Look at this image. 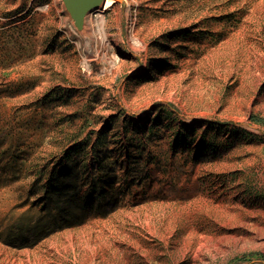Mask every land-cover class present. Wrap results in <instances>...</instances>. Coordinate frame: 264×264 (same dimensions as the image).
<instances>
[{
  "label": "rangeland",
  "instance_id": "374dc122",
  "mask_svg": "<svg viewBox=\"0 0 264 264\" xmlns=\"http://www.w3.org/2000/svg\"><path fill=\"white\" fill-rule=\"evenodd\" d=\"M117 6L0 0V264H264V0Z\"/></svg>",
  "mask_w": 264,
  "mask_h": 264
},
{
  "label": "water",
  "instance_id": "95a60500",
  "mask_svg": "<svg viewBox=\"0 0 264 264\" xmlns=\"http://www.w3.org/2000/svg\"><path fill=\"white\" fill-rule=\"evenodd\" d=\"M78 30H82L86 15L94 8H103L106 0H62Z\"/></svg>",
  "mask_w": 264,
  "mask_h": 264
},
{
  "label": "bare ground",
  "instance_id": "6f19581e",
  "mask_svg": "<svg viewBox=\"0 0 264 264\" xmlns=\"http://www.w3.org/2000/svg\"><path fill=\"white\" fill-rule=\"evenodd\" d=\"M117 2H121V0H106L105 5L103 6V8H94L93 10L98 9L100 11V20H99V24L101 29H105V16L104 13L108 12V11H112L114 14H116L119 11V7L117 6ZM86 18V17H85ZM85 22V21H84ZM98 24V25H99ZM99 27V28H100ZM236 191V190H235ZM228 195V194H227ZM233 196V195H232ZM222 204V203H221ZM230 204V203H229ZM167 230V229H166ZM169 230V229H168ZM152 232V231H151ZM173 232V231H172ZM170 231H166V234H169ZM199 236V235H198ZM167 237V236H166ZM204 238V237H203ZM163 239V238H162ZM202 239V238H201ZM168 240V239H167ZM203 242V241H202ZM206 244H202L196 251H195V255H194V260H196L198 257H200V252L202 251L203 248H206ZM202 253V252H201Z\"/></svg>",
  "mask_w": 264,
  "mask_h": 264
},
{
  "label": "trees",
  "instance_id": "16d2710c",
  "mask_svg": "<svg viewBox=\"0 0 264 264\" xmlns=\"http://www.w3.org/2000/svg\"><path fill=\"white\" fill-rule=\"evenodd\" d=\"M253 259H260L264 261V256L250 255V256L243 257L241 260H253Z\"/></svg>",
  "mask_w": 264,
  "mask_h": 264
}]
</instances>
